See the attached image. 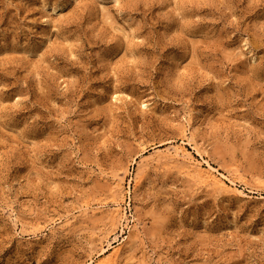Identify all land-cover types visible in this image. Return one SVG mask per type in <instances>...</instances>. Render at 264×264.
<instances>
[{
    "label": "rangeland",
    "instance_id": "374dc122",
    "mask_svg": "<svg viewBox=\"0 0 264 264\" xmlns=\"http://www.w3.org/2000/svg\"><path fill=\"white\" fill-rule=\"evenodd\" d=\"M116 248L264 264V0H0V264Z\"/></svg>",
    "mask_w": 264,
    "mask_h": 264
},
{
    "label": "bare ground",
    "instance_id": "6f19581e",
    "mask_svg": "<svg viewBox=\"0 0 264 264\" xmlns=\"http://www.w3.org/2000/svg\"><path fill=\"white\" fill-rule=\"evenodd\" d=\"M163 157L166 158L167 160L171 161V162L172 161L175 162V161L179 160L180 158L185 159L186 155H185V152L182 148L176 147L172 152H169V153L167 152V154H164ZM185 168H186L185 172H188V174H192V175L194 174V177H196L203 184L205 183V186L206 185L208 186L211 184V185H215L216 187L223 188V189L224 188H229V189L232 188L234 191L238 190L236 188L237 183H235L232 179H229L225 175L220 176L219 174H217V172H215V169L210 165H208V168H203L202 166H200L197 163L196 164L195 163L194 164L189 163L185 166ZM117 182H119V181H117ZM119 183L117 184L118 187L116 190H118V192H119V189H120V192H121L122 187L120 188L121 184H119ZM114 188H116L115 185L113 187V190H114ZM226 190H228V189H226ZM238 192H239V190H238ZM120 201H121L120 197H119V199L118 198L115 199V197L112 198V201H110V202L113 204V206H112L113 208L109 209V213H108V216L110 217V219L114 220L115 222H119V223L123 219V214L121 212L122 208H120ZM106 205H108V204L102 203L100 207L97 206L98 207L97 209L98 210L100 209V211H101V208L106 207ZM98 210H96V211H98ZM115 222H114V224H115ZM103 231L104 232H102L101 234H102V238H105V239H107L110 236V234L112 233V230H103ZM108 244H109L108 246H110V243H108ZM120 244L118 246H120ZM119 255H120V248H116L113 250V252L110 255L109 254L106 255V257L104 255L103 256L104 258L100 257L102 259L99 258L100 260L98 259L99 261L97 264H115Z\"/></svg>",
    "mask_w": 264,
    "mask_h": 264
}]
</instances>
